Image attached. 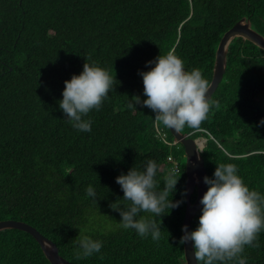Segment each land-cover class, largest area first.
I'll return each instance as SVG.
<instances>
[{"label": "trees", "instance_id": "trees-1", "mask_svg": "<svg viewBox=\"0 0 264 264\" xmlns=\"http://www.w3.org/2000/svg\"><path fill=\"white\" fill-rule=\"evenodd\" d=\"M242 18L264 36V0H0V222L35 228L72 264H187L179 243L187 206L184 147L158 136L151 109L127 105L133 96L147 98L138 73L150 71L155 65L147 62L169 50L185 71L198 68L211 83L219 44ZM93 61L116 81L100 110L83 117L92 122L83 132L58 102L65 81ZM211 99L219 107L210 109L204 131L181 132L197 142L207 177L214 178L220 163L235 164L249 189L264 195V50L235 37ZM169 157L181 168L169 199L183 202L162 217L138 215L157 225L162 220L161 237L153 241L122 228L110 205L128 206L116 178L133 167L143 170L149 159L158 166L162 190ZM88 186L95 198L87 196ZM197 196L196 186L192 202ZM79 233L100 241V252L77 259ZM256 242L258 248L244 249L246 264H264V230ZM0 264L52 263L32 235L7 229L0 232Z\"/></svg>", "mask_w": 264, "mask_h": 264}, {"label": "clouds", "instance_id": "clouds-1", "mask_svg": "<svg viewBox=\"0 0 264 264\" xmlns=\"http://www.w3.org/2000/svg\"><path fill=\"white\" fill-rule=\"evenodd\" d=\"M150 71L138 73L143 80V101L140 96H133L127 105L136 109L141 105L155 113L154 124L159 127L174 129L177 132L185 127L194 132H202V123L207 119L210 109L219 107V102L208 97L211 85L198 68L185 71L183 60L169 50L164 55H158L149 61ZM116 79L109 72L98 66L96 62H85L83 71L73 75L70 81H65L62 100L59 108L72 127L83 132L91 131V120L83 117L95 109L100 110ZM264 124V120L260 121ZM158 166L149 159L143 170L131 168L128 173L116 178L124 193L123 200L130 203L126 208L116 209L119 212L120 226L124 229H134L140 237L151 235L153 241L161 237V225L155 220L138 215L142 212L162 217L167 209L177 208L183 201L173 202L169 193L174 192L180 176L178 170L171 168L164 176V188L157 191L155 179ZM237 166L231 163H220L216 166L214 178L205 176L203 182L208 190L203 195L202 214L199 226L189 232L187 226L182 228L184 235L180 238L181 245L191 241L194 248L196 264H246L242 256L245 247H256L259 233L264 230V195L250 190L243 179L237 175ZM89 197H96L92 186L86 188ZM186 195V193H185ZM78 249L74 251L77 259L91 257L99 253L102 243L87 235L75 239ZM102 258V257H101Z\"/></svg>", "mask_w": 264, "mask_h": 264}, {"label": "water", "instance_id": "water-1", "mask_svg": "<svg viewBox=\"0 0 264 264\" xmlns=\"http://www.w3.org/2000/svg\"><path fill=\"white\" fill-rule=\"evenodd\" d=\"M238 36H243L247 38L249 41L253 42L258 47L264 50V37L251 28L250 22L246 21V19H242L241 22L237 23L230 31H228L224 35L219 45L217 51L214 77L212 82L210 83L211 88L209 90V93L207 94L209 98H211L212 94L218 88V85L224 76L227 65L226 58H227L228 47L231 41ZM170 131L173 134V136L177 140L181 141V143L185 147V152L187 154V169H188L187 171L189 174V181H188L189 194L192 192V188L194 184L198 183L199 201H201L203 195L205 194V183L203 182V178L206 176V169L204 166L202 156L198 152L196 143L192 139L184 137L182 133L177 132L174 129H170ZM193 175L197 176L198 178L197 182L193 181L194 180ZM199 204L201 203L197 202L195 204V207H191V206L187 207L183 227L187 226L189 232L192 231L191 222L195 216ZM10 228H15L30 233L40 243L46 257L51 261L52 264H71L70 262H68L59 255L58 248L56 247L55 244H53L44 236L40 235L39 232L31 228L30 226L16 221H7L0 223V231ZM184 252H185L187 264H196L194 257L193 243L191 241L184 244Z\"/></svg>", "mask_w": 264, "mask_h": 264}, {"label": "bare ground", "instance_id": "bare-ground-1", "mask_svg": "<svg viewBox=\"0 0 264 264\" xmlns=\"http://www.w3.org/2000/svg\"><path fill=\"white\" fill-rule=\"evenodd\" d=\"M242 19H246V21H249L250 22V26H251V28L253 29V27H252V24H251V21L249 20V19H247V18H242ZM242 19L239 21V22H241L242 21ZM238 22V23H239ZM237 24V23H236ZM235 24V25H236ZM234 25V26H235ZM233 26V27H234ZM232 27V28H233ZM231 28V29H232ZM230 29V30H231ZM230 30H228V31H230ZM254 30V29H253ZM227 31V32H228ZM256 31V30H255ZM226 32V33H227ZM257 32V31H256ZM225 33V34H226ZM224 34V35H225ZM260 34V33H259ZM260 35H262V34H260ZM263 36V35H262ZM224 37V36H223ZM243 37V36H242ZM264 37V36H263ZM234 40V39H233ZM232 40V41H233ZM222 41V40H221ZM232 41H231V43H232ZM221 43V42H220ZM230 43V44H231ZM220 45V44H219ZM229 47H230V45H229ZM229 47H228V52H227V58H226V61L228 60V53H229ZM219 48V47H218ZM218 51V50H217ZM217 58V57H216ZM216 64V63H215ZM226 69H227V65H226ZM225 73H226V70H225ZM224 73V74H225ZM213 80V79H212ZM222 80H223V78H222ZM222 80H221V82H222ZM212 82V81H211ZM220 82V83H221ZM220 83H219V85H220ZM219 85H218V87H219ZM217 90V89H216ZM215 90V91H216ZM215 93V92H214ZM213 93V94H214ZM212 94V95H213ZM212 97V96H211ZM170 129V128H169ZM156 131H157V134H158V136L159 137H161V139L166 143V144H169L170 146H175V145H177L178 146V143H180L183 147H184V145L181 143V141H179V140H177L174 136V138H175V141L173 140V141H171V142H169L168 141V139H167V135H166V133L164 132V130L159 126V127H157L156 126ZM171 132V131H170ZM180 133H182L181 131H180ZM172 134V133H171ZM173 135V134H172ZM182 135H184L183 133H182ZM184 137H186V138H189V139H192V138H190V137H188V136H185L184 135ZM195 143H196V146H197V150H198V152H199V146L197 145V142L194 140V139H192ZM184 150H185V147H184ZM200 153V152H199ZM185 154H186V152H185ZM200 155H201V153H200ZM202 156V155H201ZM202 159H203V157H202ZM168 161L169 162H172V165H171V168H176L177 170H178V172H177V174L180 172V170H181V168H180V165H179V163L176 161V160H174L172 157H169L168 158ZM203 162H204V159H203ZM204 166H205V163H204ZM170 168V169H171ZM206 169V168H205ZM188 169H187V154H186V171H187ZM206 176H207V170H206ZM193 178H194V180L193 181H195V182H197V180H198V178H197V176L196 175H193ZM188 181H189V174H188V171H187V181H186V195H187V206H186V210H187V207L188 206H191V207H195V204L197 203V202H200L199 201V184L198 183H195L194 184V186H193V188H192V192L189 194V191H188ZM198 187V196H197V198H196V200L194 201V202H192V200H191V197H192V194H193V191H194V189H195V187ZM208 190V186L205 184V193H206V191ZM202 207V204H199V206H198V208H197V210H196V213H195V215L197 214V212L200 210V208ZM185 214H186V212H185ZM195 217V216H194ZM194 219V218H193ZM193 219H192V221H193ZM184 220H185V218H184ZM7 221H13V220H7ZM7 221H1V222H7ZM0 222V223H1ZM16 222H20V221H16ZM21 223H23V222H21ZM24 224H26V223H24ZM26 225H28V224H26ZM183 225H184V222H183ZM29 226V225H28ZM31 227V226H30ZM31 228H33V227H31ZM191 228H192V222H191ZM10 229H15V228H10ZM33 229H35V228H33ZM4 230H7V229H4ZM36 230V229H35ZM3 231V230H2ZM37 231V230H36ZM1 232V231H0ZM26 232V231H25ZM37 232H39V231H37ZM28 233V232H27ZM30 234V233H29ZM39 234L40 235H42L40 232H39ZM31 235V234H30ZM42 236H44V235H42ZM45 237V236H44ZM45 238H47V237H45ZM49 241H51L49 238H47ZM53 244H55L53 241H51ZM39 243V242H38ZM40 244V243H39ZM56 245V244H55ZM42 247V246H41ZM56 247H57V245H56ZM58 248V247H57ZM58 251H59V248H58ZM59 255H60V253H59ZM63 258V257H62ZM51 262V261H50ZM72 264V263H71Z\"/></svg>", "mask_w": 264, "mask_h": 264}, {"label": "rangeland", "instance_id": "rangeland-1", "mask_svg": "<svg viewBox=\"0 0 264 264\" xmlns=\"http://www.w3.org/2000/svg\"><path fill=\"white\" fill-rule=\"evenodd\" d=\"M202 143H204V142H202Z\"/></svg>", "mask_w": 264, "mask_h": 264}]
</instances>
